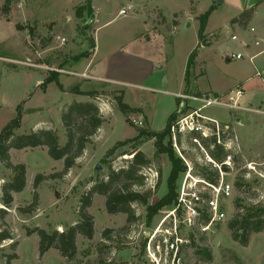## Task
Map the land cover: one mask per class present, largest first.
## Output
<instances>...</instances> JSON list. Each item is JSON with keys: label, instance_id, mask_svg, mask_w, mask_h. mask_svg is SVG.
Instances as JSON below:
<instances>
[{"label": "rangeland", "instance_id": "rangeland-1", "mask_svg": "<svg viewBox=\"0 0 264 264\" xmlns=\"http://www.w3.org/2000/svg\"><path fill=\"white\" fill-rule=\"evenodd\" d=\"M247 1L250 2L0 0V132L18 115L22 124L16 133L34 130L42 117L55 118V109L49 110V101L53 89L59 85L53 80L44 87L42 82L56 69L61 82L70 90L79 85L98 91L99 96L94 101L107 121V128L97 134L95 141L77 158L75 166L64 175L58 174L64 169V161L63 166L57 163L46 147L11 149V162L24 163L28 169L26 186L21 192H13L10 207L2 202L3 186L14 173L0 160V208L5 209L4 217L0 212V230L10 232L13 237L0 242V264L12 254L16 257L11 264H158L148 249L151 246L153 251L154 245L164 237V229L174 223L184 240L178 245V251L173 252L177 254V264H264V228L252 231L247 245L233 239L230 228L234 219L255 215L257 209L264 207V52L252 62L244 51L243 58L230 61L215 47L212 54L205 57L208 75L195 83V76L203 74L204 69L197 68L195 62L189 70L191 88L197 86L205 92L191 89L193 97L201 93L225 95L227 89L237 83H242L245 89L249 81L263 84L252 102L246 100L247 96L243 98L242 106L249 109L212 105L202 111L217 119L214 126H218L220 135L215 137L216 142L226 151V157L232 156L231 169L224 171L221 162L211 156V152L216 151L215 146L212 139H204L202 133L189 134L187 130L177 133L175 141L172 139L175 154L186 165V171L176 181L178 195L181 196L185 183L188 188L199 179L211 182L207 175L212 174L216 176L215 184L231 185L228 197L217 198L208 185L197 184L198 187L204 185L207 202L218 201L225 213L222 220L204 230L202 226L209 223L208 214L189 226L183 206L174 222L171 214L176 204L152 212L142 203L134 202L137 219L128 223L127 214L109 213L106 196L95 193L86 209L94 217V236L87 238L78 234L73 257L62 255L55 247L41 252L40 236L35 232L36 227L63 232L81 220L82 197L92 186V178L106 180L110 169L131 163L132 144L120 147L102 162L118 139H128L136 133L137 126L162 131L173 112H177L178 119L202 105V102L187 99L181 114L178 111L181 98L176 96L184 94L188 59L199 45L198 16L215 4L207 20L205 40L227 39L234 33L231 20L239 17ZM129 6L132 9L120 15V10ZM259 14L250 24L256 30L248 36L253 42L254 35L264 34V16ZM93 41L94 48L91 47ZM96 44L100 49L97 59L104 61L101 68L116 82L94 79L92 72L84 69L86 58L94 52ZM262 49L264 40H260V45H251L250 53ZM86 51L89 52L87 57L74 59ZM121 95L127 104L138 109L128 114L133 123L127 121L117 106L116 98ZM43 112L47 113L43 115ZM60 138L64 142V135ZM168 140L167 137L165 142ZM142 145L140 149L152 156L153 162L140 169L144 182L135 184L132 189L148 192L149 204H154L168 192L171 162L166 154L155 158L153 140ZM97 164L102 168L95 171ZM189 172L191 176L187 179ZM38 174L43 177L35 185Z\"/></svg>", "mask_w": 264, "mask_h": 264}, {"label": "trees", "instance_id": "trees-1", "mask_svg": "<svg viewBox=\"0 0 264 264\" xmlns=\"http://www.w3.org/2000/svg\"><path fill=\"white\" fill-rule=\"evenodd\" d=\"M215 8L216 5L214 4L205 13L198 16L200 21V42L198 47L201 44H208L205 40V29L207 20ZM91 12V8H89L88 14ZM78 15L82 16L81 13H78ZM250 15L251 9H246L239 15V17L234 18L232 22L240 21L242 24H247ZM91 47L94 48V41ZM198 47L191 52L188 59L186 71L187 85L189 84V70L190 67L195 64ZM88 54L89 52L86 51L81 55H76L74 59L79 60L83 57H87ZM58 73L59 72L56 70H52L51 75L43 80L42 85L45 87L50 81L55 80L62 89L63 87L58 79ZM70 91L75 94L87 95L93 99L99 96L97 90H81L79 85L73 86ZM116 100L119 110L126 116L127 121L131 123L132 120L129 118L128 114L131 111H138V109L127 104L124 101L123 95L117 96ZM179 103H181V101ZM177 117V112H173L169 116L167 125L162 131H154L147 127L134 124L137 126L136 135L132 138L116 142V144L108 150L106 157L102 160L104 163L106 159L112 156L120 147L132 144L131 147L133 150L131 152V163L127 167L110 169L106 180L92 178V186L82 197L81 220L78 223L63 232H58L57 230L49 232L43 228L36 227L35 232L40 236L41 252L44 253L51 247H55L60 250L62 255L73 257L77 251L76 236L78 234H82L87 238H92L94 236V217L87 212L86 209L91 205L92 196L95 193L106 196V209L109 213L127 214L128 223H133L137 219L135 210L132 206L134 202L142 203L152 210V212L172 203L175 204L178 198L176 181L180 174L186 171V165L183 163V160L175 154L173 148L171 126L177 120ZM61 119L65 127L66 141L64 143H62L58 131L50 128L32 130L27 133H16V130L20 128L22 124L21 115L11 119V121L0 132V160H2L8 168L12 169L14 173L12 179L6 182L3 186L2 202L5 206L10 207L12 205L14 201L13 192H21L26 186V165L24 163L13 164L11 162V149L46 147L49 155L54 160L64 161V169L58 173L59 175H64L75 166L77 158L83 154L88 144L92 142V137L97 134L106 121L95 101H74L65 105L61 113ZM189 134H194V132H190ZM167 137L169 140L166 143L165 140ZM210 139H212V145L213 147L215 146L216 149L215 152H211V156L216 161L222 163L226 159V151L216 142L215 137ZM149 140H154L156 148L155 158L160 157L162 154H166L171 162V170L167 179L168 192L154 204H149L148 192H140L132 189V186L135 184L141 185L144 182L143 176L139 174L140 169L153 162V159L149 158L144 151L140 149V146ZM42 177L41 174H38L35 177V185L39 183ZM207 177L209 181L213 183L217 182L214 174L207 175ZM0 212H2L1 217H4L5 209L0 208ZM255 213V215L247 214L246 216H239L230 223L233 239L240 241L243 245H247L249 242V235L252 231L257 232L264 228V207L257 209ZM255 216H257V218L253 219ZM240 231H242V233H240ZM12 238L10 232L0 230V242ZM208 256L210 258L209 254ZM15 257L16 254L10 255L4 264H11V260Z\"/></svg>", "mask_w": 264, "mask_h": 264}, {"label": "built area", "instance_id": "built-area-1", "mask_svg": "<svg viewBox=\"0 0 264 264\" xmlns=\"http://www.w3.org/2000/svg\"><path fill=\"white\" fill-rule=\"evenodd\" d=\"M131 9L132 6H129L120 10L119 13L120 15H126L127 11ZM231 38L237 39L238 36L232 35ZM65 40L66 39H63V41ZM256 44H259V42L256 41ZM226 56L231 59H241L244 55L239 52H232L229 54L226 53ZM56 71L59 70L56 69ZM178 95V97L181 98V103L178 109L179 113L181 114L186 107L187 99L197 100L198 102H202V105L198 106L191 112L181 116L172 124L171 136L174 141L176 140L177 133H184L187 130L190 132L202 133L205 138H211L220 135V129H218V126H214L218 123L217 119L211 116H206L202 113L204 108L208 106L219 105L232 109H249L247 108V106L244 107L240 103V98L243 95V91L241 88L231 90L228 94L225 95L203 94L201 96L194 97L182 93ZM203 119H205V121ZM138 124L141 125V122H138ZM224 164L226 165L227 169H231L233 167L231 155L226 157V159L221 163V166H223ZM217 166L220 167L219 164H217ZM190 176L191 175L189 172L187 175V179ZM198 183H203L204 185L206 184L210 188H212V192L216 194L217 198L228 197L231 194L232 187L228 183L217 185L213 182H207L206 180L199 179L196 180L195 185H190L188 188H186L187 183H185L181 191V196L180 194L178 195L177 202L175 203L176 205L171 216H173L175 222V220L178 219V215H176V213L178 212L180 207L183 206L187 215L186 221L189 226H193L196 220H200L203 215L208 214L209 223L205 226H202V229L207 230L215 221L222 220L225 217V213L220 209L218 201L216 202L214 200H211L207 202L205 196L207 192L205 191L204 185H202L203 187H198ZM163 236L164 237L154 245L153 251L152 247H149V253L158 264H160L161 262H164V264H177V254L174 253L173 255V252L175 249L178 251V245L184 242V240L179 236L178 225L175 226L174 223L172 226L166 227L164 229Z\"/></svg>", "mask_w": 264, "mask_h": 264}, {"label": "crops", "instance_id": "crops-1", "mask_svg": "<svg viewBox=\"0 0 264 264\" xmlns=\"http://www.w3.org/2000/svg\"><path fill=\"white\" fill-rule=\"evenodd\" d=\"M246 9H251L250 19H249V22L247 24H242L240 21L232 22V20L234 19L233 18L231 20V26H232V28H234V33L231 34L230 37H228L227 39H223V38L218 39V40H215L213 42L207 40V42H208L207 45L201 44L198 47V54H197L196 59H195L196 67L197 68L202 67L204 69V73L201 75L199 74V76H195L193 82L196 83L202 77H204L205 75H208V73H209V71L207 69L208 61H207V59H205V57L208 55H211L213 50L215 49V47L217 48V50L218 49L220 50V52L222 53L223 56H226L225 55L226 53L229 54L232 52H239V53H242L243 55H244V53H246L249 55L250 62H252L258 55H260L261 53L264 52V49H262L258 53H254V54L250 53L251 45H254V44L260 45V40H261V42L264 40V34L260 35V32H259L258 34L260 36L254 35L255 39H256L254 42L252 40H249V37L252 36L251 32L256 31L254 27H252V26L250 27L252 20L255 18L256 15L259 14L260 11H262V13L259 15L261 16L263 14V16H264V0H260V1L250 0V2L247 1L244 5L243 11ZM235 18H237V17H235ZM263 26H264V24H263ZM263 26H261V27H263ZM237 31H239L238 32L239 35L236 34ZM206 32L207 31L205 30V33ZM245 33H247V35H244ZM263 33H264V31H263ZM232 35H237L238 38L232 39L231 38ZM256 41H258L259 44H256ZM208 51H210V52H208ZM243 51H244V53H243ZM99 54H100V49L98 48V45L96 44L94 52L90 55V57L86 58V62L83 65L84 69L92 72L91 74L94 76V79L102 80V81L109 82V83L110 82H116L111 77H107V75L105 73L106 71H104L101 68V65L104 63V61L102 58L97 59L99 57ZM226 58H227V60H230V61L234 60V59H231L229 57H226ZM251 58H253V59H251ZM258 73L259 72H257V74ZM58 79H59L60 83L63 84L60 80L61 75H59ZM77 82H80V81L78 80ZM245 85L248 86L247 89H245L246 87L245 88L243 87L242 83H237L236 85L229 87L225 94H228L231 90H234L236 88H241L243 91V95L240 98V103H242L244 97L246 99V96H247L246 100L249 102H252L253 97H255L257 95L258 91H260L263 88V84L261 82H258V84H257L254 81H249ZM63 86H64L63 90L58 89L59 87L53 89V94H51V97H50L49 110L51 111L52 109H55V113H53V116L55 118H52V117H51V119H48L45 117L40 118L36 122V124H35L36 126H34L35 127L34 130H38V129H42V128H50V129L57 130L59 135H64V137H65V127H64L62 119H61V113H62V110L65 107V105L70 104L74 101H79V102L94 101L93 98H91L87 95L75 94V93L69 91L70 89L67 86H65L64 84H63ZM191 87H192V84L191 85L186 84L185 89L183 91L184 94L191 96V92H190L192 89ZM80 89L88 91L87 89H84V88H80ZM192 91L193 92L201 91L202 93H205L204 91H202L197 86H196V88H193ZM246 92H249V94L248 93L246 94ZM202 93L199 96L203 95ZM178 94H181V93H177L176 94L177 97L179 96ZM49 110H48V114H49ZM46 113L47 112H43V115ZM106 123H107V121L104 122V124L101 126V128L99 129L97 134L101 133L104 129L107 128L105 125ZM136 133H133L132 136H130L129 138L134 137L136 135ZM97 134L94 136L95 138L92 137V141H95V139L98 137ZM119 140H124V139H118L117 141H119ZM65 141H66V138H65L64 142ZM149 141H151V140H149ZM149 141H147V142H149ZM64 142H62V143H64ZM144 144H146V142ZM12 150H24V149H12ZM148 157L152 158V156H150V155H148ZM57 163H60L63 166V160H58ZM27 169H28V167H27Z\"/></svg>", "mask_w": 264, "mask_h": 264}, {"label": "water", "instance_id": "water-1", "mask_svg": "<svg viewBox=\"0 0 264 264\" xmlns=\"http://www.w3.org/2000/svg\"><path fill=\"white\" fill-rule=\"evenodd\" d=\"M93 17H94V14L91 15V19H92ZM101 168H102V166H101L100 164H97L96 167H95V171H98V170H100ZM222 169H223L224 171H227V167H226L225 164L222 166Z\"/></svg>", "mask_w": 264, "mask_h": 264}, {"label": "bare ground", "instance_id": "bare-ground-1", "mask_svg": "<svg viewBox=\"0 0 264 264\" xmlns=\"http://www.w3.org/2000/svg\"><path fill=\"white\" fill-rule=\"evenodd\" d=\"M250 167H251V168H253V166H252V165H251ZM168 217H170V216H168Z\"/></svg>", "mask_w": 264, "mask_h": 264}]
</instances>
